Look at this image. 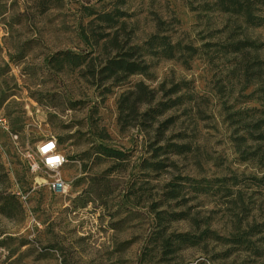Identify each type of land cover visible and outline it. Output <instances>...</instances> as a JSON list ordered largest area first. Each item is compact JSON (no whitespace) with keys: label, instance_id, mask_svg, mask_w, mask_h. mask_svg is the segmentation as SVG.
<instances>
[{"label":"rangeland","instance_id":"obj_1","mask_svg":"<svg viewBox=\"0 0 264 264\" xmlns=\"http://www.w3.org/2000/svg\"><path fill=\"white\" fill-rule=\"evenodd\" d=\"M201 2L0 0V117L6 120L0 121V206L10 214L0 212V264H264V233L249 235V225L264 219V163L246 159L264 143L235 139L261 132L254 125L264 119V81L245 76L242 57L264 60V26L207 11ZM91 10L123 16L114 28L85 29ZM92 30L119 31L135 45L168 35L198 51L145 56L148 73L120 81L94 77L86 63L56 62L70 52L101 64L107 55ZM245 39L258 48L227 53L224 45ZM138 81L156 90L154 103L179 95L186 103L157 122L141 123L128 111L122 122L120 98ZM174 83L183 89L165 95ZM171 116L159 134V123ZM49 137L68 162L34 173L25 154ZM167 141L190 150L154 157V147ZM100 144L126 152V159L99 155ZM158 160L162 169L146 166ZM56 177L67 181L66 191L51 190ZM171 184L180 190L173 199L166 195ZM205 184L211 189L198 192ZM159 211L183 214L168 223L170 231L209 228L210 235L162 259L149 242ZM238 235L249 243H234Z\"/></svg>","mask_w":264,"mask_h":264},{"label":"trees","instance_id":"obj_2","mask_svg":"<svg viewBox=\"0 0 264 264\" xmlns=\"http://www.w3.org/2000/svg\"><path fill=\"white\" fill-rule=\"evenodd\" d=\"M200 1V0H198ZM201 7L207 11L215 10L230 17H236L237 19H242V21L249 26H264V0H201ZM88 15L92 16L91 20L88 22L85 29L94 28L93 25L100 27L101 23H106V28H114L120 24V18L123 13L119 10L113 11H97L91 10ZM104 27V26H103ZM84 29L83 34L87 39L88 35ZM95 43L99 44L103 41L102 47H104V52L106 53L105 60L101 62L98 66L92 65V60L81 59L76 54H71L66 52L63 57H56V62L63 65L65 62L72 66H80L83 64L88 65L86 70L89 74L94 77L98 76L101 80L113 79L120 81L128 76L134 74H145L148 73L150 68L149 63L145 60V56L150 57H164V58H175L179 50L186 51L189 56L195 55L198 48L190 44H185L182 46L180 42H172L168 35L153 34L151 35L142 45L130 44L129 42H124L120 39L119 31L115 32H99L92 30ZM92 43V45H95ZM214 45V44H213ZM227 53H250L251 49L258 48L255 42L245 39L239 40L237 42H230L224 45ZM187 61V59H185ZM242 63H244L242 69L244 70L245 76L247 74H255L256 78L264 81V60L260 58H255L251 60L244 56L242 57ZM251 69L253 72H251ZM181 83H174L170 88L165 91V95H172L178 93L182 90ZM263 101H264V88H263ZM156 90L150 88L145 82L138 81L134 85V89L129 91L127 94L122 95L119 101L120 117L119 120L123 122V117L125 111L129 113H134L137 117H141L140 122L146 124L149 121L157 122L158 118L164 115L168 110L186 103V96L179 95L175 98H169L168 100H159L156 103ZM146 104L147 107L141 111L140 106ZM240 113V112H238ZM127 116V115H126ZM173 116L166 118L159 123L157 127L158 133L161 130H165V127L171 125ZM125 123V122H124ZM123 125V124H122ZM255 128L260 129V134L254 136L253 133L250 137L245 135L237 136L235 139L238 141V145H242L250 138L252 141H261L264 143V119L257 120L254 125ZM160 141V140H159ZM157 141V142H159ZM155 144V143H153ZM190 150L189 144L177 143L167 141L164 145L156 146L153 149L154 157L160 156L162 153H173V154H183ZM96 153L101 156L108 158H114L119 161L126 159V152L112 148L105 144H100L97 146ZM245 153V152H244ZM246 159L253 158L257 159L259 162L264 163V145L258 144L257 147L252 152L246 154ZM68 159V157H67ZM146 166L153 168L154 170L162 169L165 166L163 160L158 161H148ZM220 180V179H219ZM225 179H223L224 181ZM209 182V181H208ZM166 195L168 198H176L179 195V189L177 184H171ZM206 186H198V192H207L211 189L212 184H205ZM209 187V188H206ZM218 189H228L226 186L222 188L220 186ZM0 212L10 216L7 210L0 206ZM184 216L181 212L169 213V216H164L163 212L159 211L157 213V229L154 230L149 242L158 247L161 252L162 259H167L168 255H172L185 246H194L199 244L205 237L210 235L211 230L207 228L201 234H194L190 232H175L169 230V224L173 220L183 219ZM249 235H257L264 233V219L261 222H255L249 225ZM237 244L249 243L248 236L238 235L233 240ZM154 249L151 246L148 250L149 252Z\"/></svg>","mask_w":264,"mask_h":264},{"label":"built area","instance_id":"obj_3","mask_svg":"<svg viewBox=\"0 0 264 264\" xmlns=\"http://www.w3.org/2000/svg\"><path fill=\"white\" fill-rule=\"evenodd\" d=\"M0 121L5 125L6 120L0 117ZM17 137V135H15ZM26 157L34 173L42 169L59 170L67 162L68 159L63 152L60 151L58 141L54 137L43 139L37 146L36 150H30ZM68 183L62 177H56L51 183L50 188L55 192L66 191Z\"/></svg>","mask_w":264,"mask_h":264}]
</instances>
